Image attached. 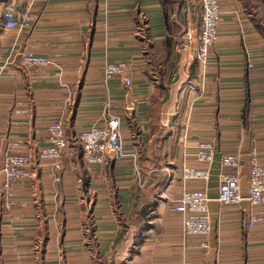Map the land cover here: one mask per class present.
<instances>
[{
	"label": "crops",
	"instance_id": "obj_1",
	"mask_svg": "<svg viewBox=\"0 0 264 264\" xmlns=\"http://www.w3.org/2000/svg\"><path fill=\"white\" fill-rule=\"evenodd\" d=\"M218 1L202 68L186 39L200 27L196 0H0V149L31 157L29 177L8 190L0 172V264H264V223L246 226L250 212L264 217L247 201L252 148L264 165V37L242 0ZM27 14L29 26L4 27ZM24 53L49 63L27 66ZM115 62L127 64L129 87L104 79ZM107 113L119 118L123 157L88 164L78 136ZM59 116L68 147L55 183L36 155ZM200 142L213 145L209 166L195 159ZM225 154L240 158L234 205L216 200L219 173L232 171L219 166ZM183 164L209 172L203 238L182 240L172 209L185 186H201L181 180Z\"/></svg>",
	"mask_w": 264,
	"mask_h": 264
},
{
	"label": "built area",
	"instance_id": "obj_2",
	"mask_svg": "<svg viewBox=\"0 0 264 264\" xmlns=\"http://www.w3.org/2000/svg\"><path fill=\"white\" fill-rule=\"evenodd\" d=\"M200 6V27L193 34L186 32L187 41H194L195 58L197 63L204 68L207 65L211 46L217 37V25L220 18L218 0H196ZM31 14L21 16L18 23L7 20L6 29L15 26L27 27L34 20ZM22 62L27 66L42 67L49 61L45 57L24 53ZM250 66V65H249ZM128 66L124 62L105 63L102 67L104 79L117 77L129 87L131 84L128 76ZM47 145L37 153L38 160H49L54 175L55 183L60 182L61 174L65 170L63 154L67 150L68 143L63 129V118L56 117L46 130ZM78 142L82 150V157L88 164L103 165L109 154L113 160L123 157L122 139L120 133L119 118L115 114L107 113L106 119L100 125H95L81 132ZM195 159L198 163L209 166L213 162V145L210 142H200L197 146ZM0 172L3 177L2 188L8 190L15 181L27 179L30 175L31 157L27 154H13L3 152L0 149ZM249 184L247 201L250 208H264V165L260 164L257 151L252 148L249 152ZM221 169H231V172H220L218 175L217 202L221 205H234L241 201L239 188L238 168L240 158L237 154H225L219 159ZM181 180L184 183L190 181L200 182L199 187L185 186L173 202L172 209L182 215L181 239L188 237L203 238L212 232V225L208 212L209 198L205 191V183L209 179L208 169H200L183 164L180 171ZM264 217L250 212L246 226L252 228L263 224ZM200 247L205 249L208 244L200 242Z\"/></svg>",
	"mask_w": 264,
	"mask_h": 264
},
{
	"label": "trees",
	"instance_id": "obj_3",
	"mask_svg": "<svg viewBox=\"0 0 264 264\" xmlns=\"http://www.w3.org/2000/svg\"><path fill=\"white\" fill-rule=\"evenodd\" d=\"M162 2L165 3V0H162ZM242 2L247 12L249 13L256 30L264 37V0H242ZM165 23L167 25V31H169L166 13H165ZM245 107L246 108L244 110V115L246 117L248 112L247 110L248 102ZM139 215H140L139 217H143L144 211H141ZM83 219H84L83 226L87 239L94 240V226L89 211H87L85 216H83Z\"/></svg>",
	"mask_w": 264,
	"mask_h": 264
}]
</instances>
